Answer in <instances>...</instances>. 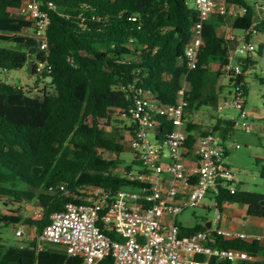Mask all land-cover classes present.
Here are the masks:
<instances>
[{"label":"trees","instance_id":"obj_1","mask_svg":"<svg viewBox=\"0 0 264 264\" xmlns=\"http://www.w3.org/2000/svg\"><path fill=\"white\" fill-rule=\"evenodd\" d=\"M22 1L0 0V73L33 63L30 74L44 87L34 94L0 82V108H21L25 114L14 119L0 114V206L4 210L0 229L25 224L35 226L41 234L52 214L68 203H84L90 188H103L111 196L122 189L140 190L141 184L117 171L123 165L120 155L125 152L126 134L132 136L135 129L128 121L114 120L115 114L119 117L117 111H130L135 98L147 93L160 105L174 104L185 81L189 112L216 110L220 99L217 84L224 76L221 68L229 63L230 52V40L220 37L219 29L230 25L249 32L246 40L251 34H264V15L256 21L257 11L264 12V0H225L245 8L246 13L216 14L204 23L199 65L189 72L181 60L197 21L191 0H41L50 18L46 54L24 34L31 23L15 14ZM257 53H263L262 46ZM37 63L50 67V71L38 74ZM209 65H217L219 70L211 71ZM254 65L250 57L246 58L243 71ZM48 78L52 80L48 82ZM236 83L243 85L247 95L245 75ZM126 122L129 124L118 125ZM86 125L89 132L82 129ZM220 126L217 123L213 132ZM171 129L170 123L159 120L157 141ZM186 131L188 148L196 134L208 133L192 123ZM257 164H261L260 177L264 180V160ZM137 165L140 163L133 160L125 170H134ZM213 199L221 210L225 204H242L248 217L264 218L262 193L242 189L231 193L219 185ZM34 203L43 206V218L36 222L26 216ZM208 222L204 217L194 225L178 224L179 235L204 231ZM106 234L118 240L114 233ZM1 235L0 231V264L81 262L60 251L36 252L29 247L35 243L27 241H22L24 247L18 242L5 244ZM214 246L241 250L252 257L234 264H264L258 260L264 257L261 241L218 239ZM99 264H112L111 257Z\"/></svg>","mask_w":264,"mask_h":264},{"label":"built area","instance_id":"obj_2","mask_svg":"<svg viewBox=\"0 0 264 264\" xmlns=\"http://www.w3.org/2000/svg\"><path fill=\"white\" fill-rule=\"evenodd\" d=\"M42 6L41 0H23L15 14L31 23L24 29L25 36L35 40L40 50L47 54L50 18ZM48 6L52 8V4ZM193 7L197 21L181 60L189 72L199 65V53L204 46V23L215 13L221 16L246 13L243 7L216 6L214 0H194ZM244 33L245 36L249 34ZM256 50L255 45L244 40L237 52L249 55ZM243 64L244 60H234L230 55L229 63L221 68L231 86V94L219 100L215 113L217 121L251 133L253 127L246 108V95L243 85L236 83L245 73ZM46 67L37 63V73L49 72L50 67ZM187 90L185 81L176 102L171 105H160L147 93L135 98L130 111H117L120 119L135 126L128 145L134 160L142 167L124 170L123 175L141 184L140 190L122 189L111 196L103 188H90L84 203H68L63 210L52 214L50 223L41 234L37 233L35 226L18 225L14 230L18 245L26 246L22 241L35 243L29 247L36 252L60 251L68 258H79L80 264H99L108 257H111L112 264H214V261L234 264L251 260L252 257L244 251L214 246L218 239L262 240L253 234L220 227L223 214L214 199L215 226L190 236L179 235L176 218L185 209L204 208L207 196L218 194L219 185L231 193L239 185L236 175L225 162L226 149L222 139L215 132L199 135L188 148L185 124ZM162 119L170 123L172 129L158 142L157 127ZM150 135L155 136L156 142L150 141ZM186 154H193L196 158L192 165L185 162ZM30 218L34 222L42 220L43 208L40 212L33 211ZM28 230L34 234L28 235ZM105 231L114 233L118 240H113Z\"/></svg>","mask_w":264,"mask_h":264},{"label":"rangeland","instance_id":"obj_3","mask_svg":"<svg viewBox=\"0 0 264 264\" xmlns=\"http://www.w3.org/2000/svg\"><path fill=\"white\" fill-rule=\"evenodd\" d=\"M193 0H191L192 3ZM237 35H241L242 31L236 30ZM256 49L262 46L263 53L258 55L257 50L254 54H249L255 60V67L252 69V72L247 76L248 80V92H247V101L250 108H262L264 109V34L255 38ZM1 46L13 48L12 44L2 43ZM246 56V55H244ZM263 81V82H262ZM0 82H7L9 84L22 87L25 90H31L34 94H38L44 87V84L38 82L36 83V78L27 72V67L11 71V72H1L0 73ZM208 111V112H206ZM206 112V113H204ZM0 114H4L10 119L14 118H23L25 117L24 110L21 108L8 109L5 111L0 108ZM206 116V117H204ZM212 116L211 108H202L198 111H194L190 120L198 119L201 122L208 124ZM114 120L121 121L117 114L114 115ZM123 121V120H122ZM126 123H119L118 125H124ZM255 125L264 126V121H256ZM84 131L89 132L90 126L86 125L82 128ZM150 141L156 142L155 136L150 135ZM234 141L236 143L227 142L229 145V153L225 158L226 164L231 168L232 172L236 175L237 179L244 184V189L249 192H256L264 194V180L260 177L261 164H256V158L264 157V133H246L242 130H238L235 133ZM125 146V152L120 155V159L123 162L121 166L122 169L131 165L134 160V155L129 149V137L126 135V140L123 142ZM236 145H239L240 148H236ZM108 157H112L111 155ZM141 165L134 166V169L141 168ZM124 170L118 171V174L123 175ZM210 195L207 196L206 200L203 203L204 205H211L212 201L210 200ZM43 206L40 203H34L31 206L29 213L33 211H42ZM241 206L233 205L231 215L237 211L241 212ZM3 209L0 206V214L3 213ZM208 218L209 220H214L216 215L214 209H204L200 208H187L183 211L182 214L178 215L176 221L178 224L182 225H194L201 218ZM242 223V221H241ZM17 228V227H16ZM13 226L9 228H1V237L5 244H16L19 239L15 237L14 230L16 229ZM252 226L246 224L243 230H251ZM28 235L34 234L33 231L28 230Z\"/></svg>","mask_w":264,"mask_h":264},{"label":"crops","instance_id":"obj_4","mask_svg":"<svg viewBox=\"0 0 264 264\" xmlns=\"http://www.w3.org/2000/svg\"><path fill=\"white\" fill-rule=\"evenodd\" d=\"M216 6H222V5H230L228 4L225 0H214ZM192 6H194V0L192 1ZM213 15H216L213 14ZM212 15V16H213ZM264 12L261 10L257 11V18L256 21H259L261 18H263ZM236 30L233 29L230 25H223L220 29H219V35L220 37H222L223 39L226 40H230V52H229V56H233L234 60H244L248 57L251 58V60H253L255 62V60L251 57V56H244V55H239L237 52V49L240 45L241 42H243L244 40L255 45V38H258L259 35L261 34H251L249 36H247L248 40H246V36L244 31H242L241 35H237ZM233 38V40L231 39ZM256 63V62H255ZM255 66H250L244 73L245 77H246V82L248 80L247 76L252 72V69ZM209 69L211 71H217L219 70V66L217 65H209ZM263 82V81H262ZM248 84V82H247ZM217 90L220 94V99L225 98L227 96H229L231 94V86L229 85V81L225 78V76H222L217 84ZM246 108L249 112V119L252 123V127H253V131L251 133H264V126L262 125H255L256 121H264V109L262 108H250L248 106V101H247V96H246ZM198 111V110H197ZM194 111L191 112H187V115L185 117V124H186V128L187 125L189 123H192L194 125H196L198 127V129L200 128L201 130L204 131H213L214 127L217 125V123H219L220 129L215 131V134H217L221 139L222 142L225 146L226 149V156L229 153V145H227V142L231 143H236L234 141V137H235V133L240 130V129H234L231 127V125H229L228 123H224L222 121H217L216 118V113L215 110H212V116L210 117L211 121L208 124H205V122H201L198 119L195 120H190V116ZM208 112V111H206ZM204 112V113H206ZM206 117V116H204ZM129 124L128 122H126V125ZM129 126V125H128ZM187 132V131H186ZM126 135H128L129 140L131 138V136L127 133ZM199 136V134H196L195 139ZM236 148H240L239 145H236ZM196 160V158L194 157L193 154H186L185 155V162L187 163V165H192V163ZM264 157L261 158H256V164L259 161H263ZM121 170H125L120 168L117 171H121ZM239 185H240V189L245 190L244 189V184L242 182H240L239 180ZM211 197V201L213 200V193L209 194ZM233 205H239L241 206V212L238 213L237 211H235L232 215V206ZM31 207H29V211H30ZM204 209H212V204L211 205H204ZM32 213H28L26 216L30 218ZM222 220L219 223V226L225 229H229V230H235L238 232H243V233H247V234H253L256 235L258 237H261L262 240L261 242L264 244V218H257V217H248L246 215V206L242 205V204H225L222 207ZM214 221V220H213ZM212 220H209V222L212 223L211 226H215V223ZM242 221V223H241ZM250 224L252 226L251 230L247 231V230H243L246 224ZM185 226H190V225H185ZM210 226V227H211ZM258 260H262L264 261V257L260 256L258 258Z\"/></svg>","mask_w":264,"mask_h":264},{"label":"water","instance_id":"obj_5","mask_svg":"<svg viewBox=\"0 0 264 264\" xmlns=\"http://www.w3.org/2000/svg\"><path fill=\"white\" fill-rule=\"evenodd\" d=\"M33 63H29L28 66H27V72L29 73H32L33 72ZM52 79L51 78H48L47 81L50 82ZM237 189H240V185L237 186ZM211 226V222H208L206 227L207 229H209Z\"/></svg>","mask_w":264,"mask_h":264}]
</instances>
